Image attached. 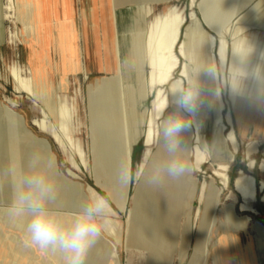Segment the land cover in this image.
Here are the masks:
<instances>
[{
  "label": "rangeland",
  "instance_id": "rangeland-1",
  "mask_svg": "<svg viewBox=\"0 0 264 264\" xmlns=\"http://www.w3.org/2000/svg\"><path fill=\"white\" fill-rule=\"evenodd\" d=\"M30 1L33 2V0ZM220 1L215 8H212L214 11L211 9L207 14H204L206 12L204 10L206 0H196L195 4L192 3V0H166V2L165 0H35V7L32 9L34 14L32 15H34L33 19L37 33L34 35L35 38L34 36L28 38L26 36L28 26L26 27L25 16L31 10L27 8V11L23 10L19 7V2L16 3V6L19 5L17 6L19 11H17V7L13 10V0H0V110L2 109V114L6 117L5 109L11 108L25 119L26 127L37 137L46 138L45 140L49 143L52 154L56 157L58 173L75 182H80L82 187L84 186L85 195L92 187L93 190L98 192L106 187H110L112 190L115 186V178L111 180L108 175L99 169H95L99 150L95 147L93 134L98 137V129L91 112L90 97L103 82L122 74V72H118L121 70L119 60L115 61L113 54V45L117 33L120 34L121 38L124 62L130 57L126 51L131 44L130 37L132 38L134 32L149 30L155 18L164 14L170 7L173 8L174 15H180L179 18L184 20L179 34L181 44L176 45L174 50V54L179 55L180 58L178 66L180 69L173 77L175 80L170 85L166 83L162 93L168 101L167 113L163 116L165 118L168 114L176 111L171 86L174 81L181 79L180 76L185 64H187V67L201 63V65L207 66L211 64L212 56L217 55L219 58L222 37L209 27L207 18L217 24L216 26L222 31L228 44L227 51H232L233 37L236 34V29L239 28L237 26L239 14L236 15L234 12L239 8L242 0ZM245 1L243 0V2ZM259 2L261 3L257 12L243 25L244 27L253 26L255 22L259 25L258 23L261 22V26L259 25V41L264 44V28H262L264 26V0H258L256 3ZM146 7H155L148 17H146ZM246 10L244 9V11ZM22 11L24 12L22 13ZM18 12H21V15ZM17 13L20 15V19H17V17L19 18ZM113 16L118 19L115 22L116 24ZM192 16L195 20L192 19ZM175 17L173 18L175 19ZM22 20L25 27L21 23ZM257 20L260 21L257 22ZM18 27L21 30L22 37L24 36L23 40L26 39V43L17 38ZM202 28H207L209 33L216 38L215 47H218L211 51L213 55L208 49L209 40L207 36L201 32ZM197 34L198 36H196ZM123 38H125L124 41ZM124 42L126 50L123 46ZM262 49L264 51V47ZM129 73L126 70L124 71L126 81L123 82V85L133 84L138 86L137 82L140 76L138 71L131 70ZM42 74H45L47 83H49L47 84L46 93L41 90L42 77H44ZM150 74L151 70L147 64L142 68V78H150ZM222 75L221 73V81L224 84L223 78L226 74ZM198 79L200 83L204 84L205 82V85L207 83V93H209L211 99L206 97L204 93L201 94L203 103L197 111L199 112L198 118L193 117V128H190V133L193 132L191 133L192 140L184 144L183 147L187 159L186 151L188 149V151H191L192 155L189 160L195 166L196 160L193 150L195 152L196 147L200 146L197 139L198 133L201 134L202 142H207L211 148L208 160L202 170H196L191 175L193 180L186 176L180 181H168L160 187H151V195H146L138 200L135 199L136 194H138V187L144 181L141 179L138 183L131 184L125 209H122L112 196L113 210L116 213L112 220L122 227L125 233L124 242L123 244L117 243L116 257L113 259L102 252H90L88 264H242L241 261L244 258L247 259L248 264H264V172L260 170V166L264 161V95L260 93V90L264 85L257 79L249 82L247 91L255 87V94L253 93L251 98L241 94L234 95L230 87L228 86L227 90L225 86L223 94L226 104L224 118L228 127L221 132L222 125L212 128L209 119L211 115H214L211 110L213 99L211 80L203 73ZM184 80H186V76ZM30 89H35L40 98H35L31 93H28ZM158 89L155 86H150L149 99L143 106H139L140 111L143 109L149 112L148 120L153 119V123H148L144 128H140L141 131L151 129L153 131V141L152 145L148 147L144 134L136 139L131 157V166L137 170V174L147 171L153 162L162 155L161 148L155 143L160 124V120L154 118V111L158 108V100H156ZM256 93H260V95L257 96ZM45 95L48 96L46 97V99H49H47L48 101L54 102L56 108L52 107L53 110L46 108L42 101L45 99ZM49 97H51V100ZM35 99L36 101H33ZM39 99L42 103L39 102ZM59 106L60 114L65 113L63 115L66 116L64 119L68 121L66 125L68 135L66 151L56 139L53 140L49 135L41 133L34 123L36 119L45 121L48 129H57L62 136L63 132L58 129L59 126L57 127L58 124L56 123L57 114L52 115L53 111L57 110ZM61 106L64 107L61 109ZM43 108L47 110L45 111ZM204 108L210 109L209 112L207 111L208 114ZM204 111L207 115H204ZM50 112L52 113L50 114ZM230 114L233 118V128L239 145V152L230 165V183L227 187L217 176L216 170L219 169L218 164L222 160L221 153H232V142L228 140L233 130L228 123ZM185 139L183 137L184 143ZM250 145H256L259 148L258 153L252 157L256 160V166L253 170H249V162L246 157ZM109 152L106 155L107 162H110L112 156H116L114 154L110 155ZM75 162L79 165V169L74 168ZM109 168L111 169L110 163ZM72 169L76 171L74 172L78 174L80 181L71 178L69 171H73ZM241 171L247 172L256 179L257 197L251 205L254 209L252 214L242 213L243 199L240 200L241 203L239 201L228 202L230 194L234 189L236 190L235 179ZM191 187H193V190ZM185 192L187 193L185 194ZM209 194L214 196V206L208 214L211 229L205 240L200 232V227L201 216L205 209L204 201ZM188 203L190 207L184 209V205ZM159 206L165 208V223L166 225L169 224L170 235L167 243H161L157 250L153 248L152 243L146 241L143 245H140L139 242L131 239L132 244H129L128 231L130 224L137 232L144 231V233L149 234L150 232L146 226L152 223ZM64 215H67V213H64ZM246 216H251V221H249L247 230H244L242 225L246 220ZM163 229L164 232L166 227ZM187 231H189L191 238L182 262L181 244ZM3 233L10 236L17 234L8 229H4ZM109 240L112 239L109 238ZM112 241L116 244L114 240ZM96 245H99V242ZM219 248L223 250L221 258L218 257L217 253ZM162 249L163 251H161ZM38 254L42 257L45 256L44 259H51L44 252L39 251Z\"/></svg>",
  "mask_w": 264,
  "mask_h": 264
},
{
  "label": "bare ground",
  "instance_id": "bare-ground-1",
  "mask_svg": "<svg viewBox=\"0 0 264 264\" xmlns=\"http://www.w3.org/2000/svg\"><path fill=\"white\" fill-rule=\"evenodd\" d=\"M192 1H193L192 3L195 4L196 0H192ZM206 1H207V3L205 2L206 7L204 8L206 12H204V14H207L208 11H210L212 8H215V6L220 0H206ZM225 1H228V0H225ZM18 2L20 6L19 5L17 6L21 7L23 10L25 11H27V9L31 10L30 13L27 12V15L24 14L26 15L25 16L26 22H27L26 27L28 26L26 36L29 38V36H34L37 33V29L35 28V22L33 19L34 15H32L34 14L32 13L34 11L32 9L33 7H35V0H33V2L30 0H13V10H15V7H17L16 3ZM256 2H258V0H246L245 2H243L242 0L241 4L239 3L240 4L239 8L236 10V12H234L236 15L239 14L238 16L239 19L237 23V26H239V28L236 29L237 31L232 41V47H233L235 43L240 42L241 40L247 38L248 43L254 49L252 54L249 56L248 63H247V70L249 71L250 75L248 78L244 80V91L241 94L247 97L250 96V98L253 97V93L255 94L254 86H253L254 88H250V90L248 91L246 90L247 84L249 82H252L255 79V77L251 75L252 71L255 68L259 67L261 72L264 73V51L262 49L264 47V44L259 41V37H260L259 28L261 26L260 25L261 22L258 23L260 26L257 25L256 22H255L256 24L251 22L253 23V26L248 25L244 27L243 25L244 23L248 22L251 16L257 12L261 2L259 3H256ZM247 7L249 8L246 10ZM154 8H147V7L145 8L147 9L146 17L150 15V13L154 10ZM244 9L246 11H244ZM17 11H19V9ZM23 12L24 11H22V13ZM18 13L17 15H19L21 12L19 14ZM20 15H19V18L17 17V19H20ZM174 16H176L175 19L173 18ZM179 16L174 15L173 8L170 7L164 14L155 18V21L154 23L152 22L153 25L149 30H147L146 32L143 30L141 32L139 31L134 32L132 38L130 37L131 44L126 51V53L128 52V55H130V57L127 60L124 59L126 60L124 62L122 58L121 38H120V34L117 33L116 35L117 37H116V40H114V45H113V54H114L115 61L117 59L119 60L121 70L118 72L120 73L122 72V74H119L117 77H113V78L111 77V79H109L108 81L103 82L101 85L97 87L96 92L93 93L90 97L91 112H92L94 121L97 124V129H98V137H96L93 134V138L95 141V147H97V149L99 150L97 152V157H96L97 162L95 165V169L97 170L99 169L101 172L108 175V177L111 180L115 178L117 170L122 162L127 161L128 164L131 166V157L133 155L134 145L136 143V139L138 136H141L144 134L146 145L148 147L152 145L153 131L151 129L148 131L146 130L141 131L140 128L141 127L144 128L148 123L149 124L153 123V119L148 120L149 112L147 110H143V109L141 111L139 110V106H143L144 103L149 99V87L150 86H155L157 89L159 88L157 90L158 93L156 97V100H158V108L155 109L154 111V116H155L154 118L155 119L158 118L161 121L163 119V116L167 113V110L164 111V109L166 106L168 107V101L166 100L164 94L162 95L163 89L166 83H169L168 85H170L171 82L175 80L173 79V77L175 73L177 72V70L180 69L178 68L179 63H180L179 55L177 56L174 54L176 45L179 46L181 44V41H179V36H180L179 34H180L181 28L184 23V20L182 18H179ZM192 19H194V16H192ZM114 20H115L114 23L118 21L117 17ZM206 20H207L209 27L213 31L217 32L222 37V42H221L220 49H219V58L217 57V55L213 57L212 56L213 52L211 51H213L214 49L218 47V46L215 47L216 38L214 35L209 33L207 28L201 29L202 30L201 32L203 33V35L207 36L209 40V41L207 40L208 49L212 53L211 56L213 57V58L211 57L210 63L211 65H215L217 68L215 80L210 79L211 86H212L211 95L213 97L211 110L214 113V115H211L210 118L209 117L208 118L210 119V124L212 128L222 125V128H220L221 129L220 131L222 132L223 130H226V128L228 127L227 123L225 122V118H224V110H225L226 104L224 101L223 94H224L225 86L227 87V90H228L227 75H228V71L230 72L232 64H233V55H232V51L231 52L227 51L228 44L225 38L223 37L222 31L218 28V26H216L217 24H215L213 20H209L208 18ZM259 21L257 20V22ZM21 23L23 25V20ZM262 28H264V26H262ZM23 29H26V28H23ZM194 33L196 34V32ZM16 36L22 42L24 41L23 40L24 36L22 37L21 30L19 27H18ZM196 36H198V34ZM124 40L125 38H123V41ZM202 41L204 40L202 39ZM58 46H61V45L58 44ZM123 46L124 48L126 47L125 42ZM196 60L198 61V59ZM199 62H201V60H199ZM119 63H118V66H119ZM147 64H148L149 69L151 70V74H150V78L145 79V78H142V68H144V66ZM186 69H187V64H185L184 70L182 71V75L180 76L182 81H185L184 80L185 76H187ZM125 70L128 71V73L131 70L138 71V73L140 74L138 78V82H137L138 86L133 85V84H129L127 86L123 85V82L126 81L124 77ZM221 73L223 75L226 74L225 76L226 81H225V77L223 78L224 84L221 81ZM42 76L44 77H42V84H41L42 89L41 90L42 92L46 93L47 86H48L47 84L49 83H47V78L45 77V74H42ZM129 79H130V73H129ZM28 84L30 85V83ZM201 87H202L201 94L204 93L206 97L211 99V96H209V93H207V83L206 85H205V82L204 84L201 83ZM36 92H35V89L33 90L30 89L28 93H31L32 96H34L35 98H40V96ZM217 92H218V95L216 94ZM260 93L258 94L256 93L257 96L260 95ZM46 97L48 96L45 95V99H43L44 97L41 98L43 99L42 101L44 105L46 106V108H50V110H53L52 107L55 106L54 102L52 101L53 102V105H52V102L48 101L49 99L47 98L48 99L47 100ZM51 97H49L50 100H51ZM41 99H39L40 100L39 102H41ZM33 101H36V99ZM44 105L42 104V106ZM60 105L62 104L60 103ZM62 107L64 106H61V109ZM59 109H60V106L58 107L57 110L53 111L52 115L57 114L56 123L58 124L57 127L59 126L58 129L62 130L63 132L62 136L60 135L59 130L48 129L46 125L47 123H45V121L36 119L34 120V123H35V127L38 130H40L41 133L49 135L53 140L56 139L66 151V140H68V135L66 133L67 132L66 125L68 121L64 119V117H66V116H63L65 114L63 113L64 111L62 112L63 115H61L60 114L61 112L59 111ZM5 110L7 113L6 117L4 116V114H2V111L0 112V256H1L0 264H22V263L24 264H56V263L62 264L63 260L59 254L45 253L51 257L50 260L44 259L45 256L42 257L41 255H39L38 252L40 250L39 249L37 250V248L30 246L26 241L23 222H17L15 224H12L8 221L5 215V209L10 203L11 194H12V179L7 173V169L9 165L13 164L15 165L17 169H21L24 165V161L27 155L34 150H39L41 152H44L52 156L56 160V157H54V155L51 152V147L49 143L47 142V140H45L46 138L45 139L39 138L30 129H28L26 127L27 125H25V119L20 114H17L11 108H7ZM208 110L210 109L207 108L206 112ZM206 112L204 111V115H207L209 111L207 112V114ZM48 113L49 112H47V114ZM51 113L52 112H50V114ZM162 113H163V116H161ZM198 115H199V112L195 114L194 118L195 119L198 118ZM228 123L230 124V128L234 127L233 118L231 114L228 116ZM192 128H193V124H192ZM191 133L189 129L186 131V133L182 134V138L183 137L186 138L184 144L189 143L192 140L193 136L191 135ZM228 140L232 142V153L231 154H228L227 152H226L227 154L221 153L222 160L218 164L219 169L216 170L217 176L223 181L224 186L226 185L227 187L229 186V183H230V178H229L230 165L234 162L235 155L238 154L239 152V145L237 142V138L235 136L234 128L231 131ZM197 141H198V144H200V146L196 147L195 152L193 150V155L196 160V165L194 167L196 170H202L204 164L208 160V154L211 153V148L207 142H204V143L202 142L201 134L199 133H198ZM205 148L208 150V152H203V149ZM258 149L259 148H257L256 145H250L248 147V151L246 152V157L249 162V170H253L254 167L256 166L255 165L256 160H254L252 157L258 153ZM188 150L186 152H187L188 159H189L192 153L191 151H188ZM108 151H110L109 152L110 155L111 154L116 155V156H112L110 162H107L108 160L106 158ZM109 163H110L111 169L109 168ZM74 168H77V169L80 168L76 162L74 163ZM72 170L73 171L71 170L69 171L71 178L79 180L78 174L75 173L76 171L74 169ZM260 170L264 172V161L260 166ZM189 179L193 180V177L189 175ZM235 184H236V190L234 189L232 194H230L228 202L239 201L241 203L240 200L243 199V203L241 205L242 213H245V214L254 213V209H252L251 205H252L253 200H255L257 197L255 177L248 174L247 172L241 171L238 177L235 179ZM58 185H59L58 198H57V201L52 205V207L60 211L63 214L67 213V215H64V216L68 219H71V217L79 211L81 203L86 198V195L83 191L84 186L82 187L80 182L79 183L75 182L71 180L70 178H68L67 176L61 175L59 173H58ZM188 186L187 188H189ZM92 188H90L89 190H93ZM129 188H130V185L126 188H119V187L116 188L114 186V188L111 190L114 200L118 203V205L122 209H125L127 206V199L129 197ZM138 188H139L138 194H136V197H135V199L137 200L140 198H144L146 195H151L152 193L151 187L147 186L144 182ZM192 188L193 187H191V189ZM263 189H264V184H263ZM195 192L196 190L194 191V194ZM186 193L187 192H185V194ZM213 197H214L213 195H210V194L207 195L204 201L205 209L201 216L200 232L202 233V237L205 240L211 229V223L208 222V214L214 206ZM186 207H190L189 203L184 205V209ZM115 214L116 213L113 210V217L115 216ZM165 216H166L165 208L162 206H159L158 210L155 212L152 223L146 226L147 230H149L150 232L149 234L144 233V231L137 232L135 229L132 228L130 224L129 231H128L129 244H132L131 239H134V241L136 240L137 242L140 243V245L141 244L143 245L144 242L146 241L148 243H152L153 244L152 246L155 250H157L160 247L161 243L166 244L168 240V236L170 235V231H169V224L166 225L165 223ZM249 221H251V216H248V217L246 216V220H244L243 225H242L244 230H247ZM165 227L166 229L163 232L162 230H164L163 228ZM4 229L11 230L17 234L15 236L7 235L3 233ZM189 231H187L186 234L184 235V239L181 244L182 262L184 261L185 253L190 243L191 237L189 236V233H188ZM124 234L125 233L123 232L122 227L118 223L112 220L111 227L104 234L106 236H103L99 240V245H95L90 250V252L92 251L97 252V253L102 252L106 255H109L110 259L115 258L117 243L123 244ZM109 238L114 240L116 244H114L112 240H109ZM161 251H163V249ZM222 252L223 250H220L219 248L217 252L219 258H221ZM89 254L86 258L85 264H88ZM241 263L248 264L247 259L245 258L242 259Z\"/></svg>",
  "mask_w": 264,
  "mask_h": 264
},
{
  "label": "clouds",
  "instance_id": "clouds-1",
  "mask_svg": "<svg viewBox=\"0 0 264 264\" xmlns=\"http://www.w3.org/2000/svg\"><path fill=\"white\" fill-rule=\"evenodd\" d=\"M253 51L247 38L232 47L233 64L228 74V86L233 94L240 95L244 91V80L250 75L247 63ZM186 72L185 81L176 80L171 86L176 111L160 121L155 137L162 155L147 171L139 174L127 161L122 162L114 180L116 187L126 188L143 179L147 186L157 188L195 173L193 163L185 156L182 134L192 127V117L203 103L198 77L203 73L215 80L217 68L211 64H193ZM251 75L264 85V73L259 67ZM260 91L264 95V87ZM166 109L167 106L164 111ZM203 152L208 150L205 148ZM7 173L12 179L11 200L5 209L8 221L12 224L23 222L30 246L44 253L59 254L63 264H85L90 250L112 225L111 188L99 192L89 190L79 211L68 219L52 207L59 193L58 165L52 156L34 150L27 155L21 169L10 164Z\"/></svg>",
  "mask_w": 264,
  "mask_h": 264
}]
</instances>
